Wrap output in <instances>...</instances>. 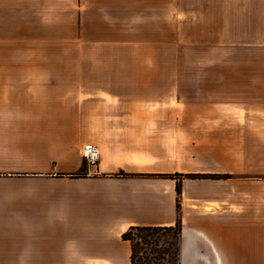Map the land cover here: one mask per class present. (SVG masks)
Returning <instances> with one entry per match:
<instances>
[{"label":"crops","instance_id":"1","mask_svg":"<svg viewBox=\"0 0 264 264\" xmlns=\"http://www.w3.org/2000/svg\"><path fill=\"white\" fill-rule=\"evenodd\" d=\"M120 6L251 8L264 0H0V264H131L123 234L178 217L180 264H264V174L241 192L184 178L177 209L175 136L185 141L190 124L176 119L189 112L141 108L150 99L173 106V79L124 81L141 89L89 93L79 110H54L44 117L54 120V146L42 159V8ZM76 18L80 39L104 43L86 30L88 18ZM113 30L112 39L127 38ZM86 143L100 149L96 166L82 155ZM224 174L215 181L233 179Z\"/></svg>","mask_w":264,"mask_h":264},{"label":"rangeland","instance_id":"2","mask_svg":"<svg viewBox=\"0 0 264 264\" xmlns=\"http://www.w3.org/2000/svg\"><path fill=\"white\" fill-rule=\"evenodd\" d=\"M42 9V122H49L42 127V159L54 146V120L44 118L54 110H79L89 93L141 89L124 81L173 79V106L150 99L141 108L189 112L176 119L190 124L185 141L175 136L176 184L204 179L224 192L237 184L241 192L264 174V7ZM53 10L61 14L55 18ZM77 14L104 43L79 38ZM113 29L127 38L112 39ZM224 173L233 179L215 181ZM177 200L181 208L182 196Z\"/></svg>","mask_w":264,"mask_h":264},{"label":"trees","instance_id":"3","mask_svg":"<svg viewBox=\"0 0 264 264\" xmlns=\"http://www.w3.org/2000/svg\"><path fill=\"white\" fill-rule=\"evenodd\" d=\"M84 168H82L83 173ZM192 177V174H181ZM204 175V174H202ZM208 177V176H205ZM216 178H228L229 174H217ZM177 198L182 193L181 184H176ZM177 209L180 211V202L177 200ZM182 221L178 217L173 226H132L123 234V238L131 244V264H162L167 260L168 264H180V234ZM166 235H169V237ZM151 253L153 258L140 256L139 253ZM168 258V259H167Z\"/></svg>","mask_w":264,"mask_h":264},{"label":"built area","instance_id":"4","mask_svg":"<svg viewBox=\"0 0 264 264\" xmlns=\"http://www.w3.org/2000/svg\"><path fill=\"white\" fill-rule=\"evenodd\" d=\"M82 155L88 166H96L100 160V149L93 143H86L81 149Z\"/></svg>","mask_w":264,"mask_h":264}]
</instances>
